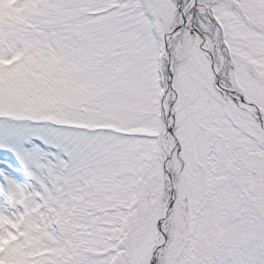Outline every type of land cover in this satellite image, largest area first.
I'll use <instances>...</instances> for the list:
<instances>
[{
	"label": "snow or ice",
	"instance_id": "snow-or-ice-1",
	"mask_svg": "<svg viewBox=\"0 0 264 264\" xmlns=\"http://www.w3.org/2000/svg\"><path fill=\"white\" fill-rule=\"evenodd\" d=\"M0 264H264V0H0Z\"/></svg>",
	"mask_w": 264,
	"mask_h": 264
}]
</instances>
